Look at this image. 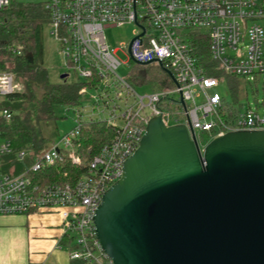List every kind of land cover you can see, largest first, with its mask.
<instances>
[{
    "label": "built area",
    "instance_id": "obj_1",
    "mask_svg": "<svg viewBox=\"0 0 264 264\" xmlns=\"http://www.w3.org/2000/svg\"><path fill=\"white\" fill-rule=\"evenodd\" d=\"M10 4L11 0H0V27L5 24L1 13ZM43 9L69 69V79L73 71V79L86 84L79 91L82 98L95 90L97 95L91 97L104 102L107 116L83 119L78 107L67 108L77 112L76 128L45 153L33 156L31 166L20 173L15 167L5 171V158L14 150L0 130V216L55 211L62 218L64 235L80 247L69 252L72 260L114 264L98 240L94 218L104 194L123 177L124 164L139 148L150 119L162 117L166 126L191 125L201 147L198 131L210 133L214 139L233 131L264 130V113L259 111L264 103L236 112L214 91L224 79L208 76L200 65V42H207L211 60L224 74L249 82L261 76L264 81V0H48ZM124 25L136 26L131 49V43L122 44L129 62L159 65L160 61L173 72L177 86L139 96L130 78L118 75L123 63L118 50L110 49L105 29ZM20 89L12 73L0 71V103ZM174 94L179 98L172 99ZM181 96L185 106L174 102ZM200 97L203 104L197 105ZM172 105L183 111L172 110ZM221 113L233 119L225 120ZM0 114L8 122L13 118L7 108ZM93 121L107 122L116 134L87 160L79 180L47 185L35 182V174L64 156L75 166L84 164L82 126ZM15 156L23 164L31 153L22 151Z\"/></svg>",
    "mask_w": 264,
    "mask_h": 264
},
{
    "label": "water",
    "instance_id": "obj_2",
    "mask_svg": "<svg viewBox=\"0 0 264 264\" xmlns=\"http://www.w3.org/2000/svg\"><path fill=\"white\" fill-rule=\"evenodd\" d=\"M94 224L114 264H264V130L201 147L191 125L150 119Z\"/></svg>",
    "mask_w": 264,
    "mask_h": 264
},
{
    "label": "trees",
    "instance_id": "obj_3",
    "mask_svg": "<svg viewBox=\"0 0 264 264\" xmlns=\"http://www.w3.org/2000/svg\"><path fill=\"white\" fill-rule=\"evenodd\" d=\"M1 16L5 19V24L0 27V71L12 73L15 80L20 82L21 89L0 103V111L7 108L13 113V118L9 122L0 114V130L11 142L14 150V154L5 158V171L15 167L16 173H20L27 166H31L33 156L39 155L46 145L51 146L56 141L50 136L49 128L53 122L59 120L57 107L80 106L82 96L79 91L86 84L69 78L53 83L43 62H38L44 53V31L49 24V16L43 5H24L11 0L9 8L2 12ZM18 48L19 50L16 51ZM200 49V65L205 69L206 74L223 78L229 83L230 90L237 94L238 78L228 76L216 67L209 55L207 42H200ZM28 55L34 57L33 63ZM156 66L160 74L153 76L161 83L157 88H174L175 84L164 68ZM143 72L145 75L149 74L147 69ZM143 82L138 80L133 83ZM224 101L230 105L225 98ZM221 115L225 120L233 119V116L226 113ZM115 134V129L107 122L85 123L82 126L80 140V153L84 158V164L75 166L67 156H64L54 166L35 174L34 181L41 185L76 183L86 171L87 160L112 142ZM22 151L31 153V157L23 164L19 163L15 156ZM61 247L68 252L80 248L69 235H64ZM71 264L89 263L72 260Z\"/></svg>",
    "mask_w": 264,
    "mask_h": 264
},
{
    "label": "rangeland",
    "instance_id": "obj_4",
    "mask_svg": "<svg viewBox=\"0 0 264 264\" xmlns=\"http://www.w3.org/2000/svg\"><path fill=\"white\" fill-rule=\"evenodd\" d=\"M19 4H38L44 5L48 0H14ZM136 30L135 25H124L122 27H108L105 29V35L107 38V43L112 50H118L117 56L122 61V66L118 70V75L123 78H130L132 84L136 81H144L143 83H135L133 85L136 93L139 96H144L153 91L161 90L162 88H157L161 86V83L156 81V77L153 74H160L157 64H151L148 66H141L135 64L133 61L128 60L125 54V48L122 44L129 45L134 38V31ZM33 57V56H32ZM34 60V57H33ZM38 62H43L44 66L49 72L50 80L53 83H59L61 81V76L69 71L64 56L61 52L59 43L51 35V27L48 24L44 31V53L42 59ZM149 71L148 75L144 74V70ZM70 79L75 78L73 71H70ZM239 91L234 94L230 90V85L228 82H224L220 87L216 88L214 91L221 94L227 102L233 106L236 112L242 113L248 105L255 106L261 102L264 103V81L261 76H258L255 82L246 81L243 78H238ZM20 83V82H19ZM97 92L95 90H89L88 95L82 98L81 105L78 106V111H80L83 119L87 118H106L107 109L105 108L104 102L100 101L91 96H96ZM124 98L123 95H121ZM179 95L174 94L172 99H178ZM119 103V101H117ZM197 105L203 104V97L196 98ZM172 110L183 111V108L172 105ZM57 115L59 120L53 122L50 125V136L56 139V142H60L65 136L72 132L77 124V112L73 110L67 111L65 107H57ZM259 111L264 113V105L259 106ZM210 120V118H208ZM172 124L174 119H171ZM186 119H181V122H185ZM199 141L204 147L207 143L213 140L210 133L207 132H197ZM50 146L46 145L40 154L45 153Z\"/></svg>",
    "mask_w": 264,
    "mask_h": 264
},
{
    "label": "crops",
    "instance_id": "obj_5",
    "mask_svg": "<svg viewBox=\"0 0 264 264\" xmlns=\"http://www.w3.org/2000/svg\"><path fill=\"white\" fill-rule=\"evenodd\" d=\"M61 216L51 210L0 216V264H71Z\"/></svg>",
    "mask_w": 264,
    "mask_h": 264
}]
</instances>
